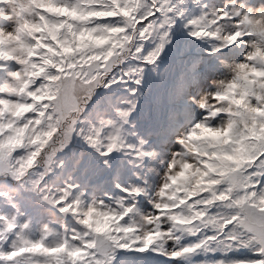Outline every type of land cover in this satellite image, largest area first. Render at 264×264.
Here are the masks:
<instances>
[{"label":"snow or ice","instance_id":"1","mask_svg":"<svg viewBox=\"0 0 264 264\" xmlns=\"http://www.w3.org/2000/svg\"><path fill=\"white\" fill-rule=\"evenodd\" d=\"M0 264H264V0H0Z\"/></svg>","mask_w":264,"mask_h":264}]
</instances>
